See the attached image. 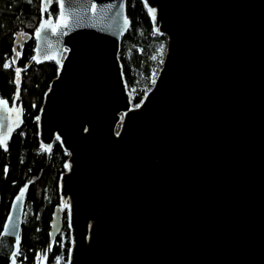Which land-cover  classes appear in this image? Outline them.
Returning <instances> with one entry per match:
<instances>
[{"label":"water","instance_id":"1","mask_svg":"<svg viewBox=\"0 0 264 264\" xmlns=\"http://www.w3.org/2000/svg\"><path fill=\"white\" fill-rule=\"evenodd\" d=\"M56 1L34 61L59 66L38 126L43 148L68 154L70 264H264V0H142L166 45L137 107L118 59L126 0ZM20 123L0 104V138ZM17 197L0 264L18 252ZM61 230L57 206L50 246Z\"/></svg>","mask_w":264,"mask_h":264},{"label":"trees","instance_id":"2","mask_svg":"<svg viewBox=\"0 0 264 264\" xmlns=\"http://www.w3.org/2000/svg\"><path fill=\"white\" fill-rule=\"evenodd\" d=\"M125 14L128 27L120 41L118 59L131 104L137 107L153 85L166 40L156 31L142 0H126ZM58 17L56 0H51L45 12L41 11V0H0V99L21 114L20 125L6 140L7 150L0 146V232L12 202L25 189L14 264H37V259L44 264L68 263L72 245L68 211L60 196L68 154L57 141L50 149L43 148L38 126L44 97L59 66L54 60L34 61L35 32L42 21ZM18 36L29 38L17 47L20 55L14 60ZM5 63L11 66L4 68ZM17 68L21 69L18 83ZM57 206L62 210V230L50 246V222Z\"/></svg>","mask_w":264,"mask_h":264},{"label":"snow or ice","instance_id":"3","mask_svg":"<svg viewBox=\"0 0 264 264\" xmlns=\"http://www.w3.org/2000/svg\"><path fill=\"white\" fill-rule=\"evenodd\" d=\"M28 2L31 3V0H28ZM49 24H50V21H49V22H46V25H49ZM46 25H42V27H44V26H46ZM37 35H39V31H37ZM19 55H20V53L17 52V53H16V56L19 57ZM153 59H155V57H153ZM12 63H15V61L13 60ZM10 66H11V65L8 64V63H5V64L3 65L4 68H8V67H10ZM20 72H21V69L17 68V69H16L17 83L19 82ZM2 103H6V102H4V101H0V104H2ZM0 146H3L4 149H5V151H6V150H7L6 140L0 138ZM4 171H5V173H7V168H5ZM24 191H25V189H21V195H23ZM17 199H19V197H17ZM49 250H50V249H49ZM44 259H46V256H45ZM57 264H59V260L57 261ZM69 264H70V260H69Z\"/></svg>","mask_w":264,"mask_h":264},{"label":"rangeland","instance_id":"4","mask_svg":"<svg viewBox=\"0 0 264 264\" xmlns=\"http://www.w3.org/2000/svg\"><path fill=\"white\" fill-rule=\"evenodd\" d=\"M44 21H47V20H44ZM21 37H23V36H21ZM66 208H67V205H66ZM59 264H68V263H64L62 261H59Z\"/></svg>","mask_w":264,"mask_h":264}]
</instances>
